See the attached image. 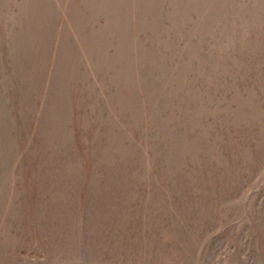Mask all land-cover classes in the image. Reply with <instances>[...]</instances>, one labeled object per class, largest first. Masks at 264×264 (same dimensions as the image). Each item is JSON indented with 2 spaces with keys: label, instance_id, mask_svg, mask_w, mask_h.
<instances>
[{
  "label": "rangeland",
  "instance_id": "374dc122",
  "mask_svg": "<svg viewBox=\"0 0 264 264\" xmlns=\"http://www.w3.org/2000/svg\"><path fill=\"white\" fill-rule=\"evenodd\" d=\"M0 264H264V0H0Z\"/></svg>",
  "mask_w": 264,
  "mask_h": 264
}]
</instances>
